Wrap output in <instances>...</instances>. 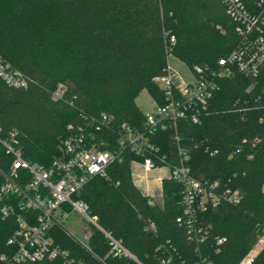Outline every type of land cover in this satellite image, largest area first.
Wrapping results in <instances>:
<instances>
[{
    "label": "trees",
    "instance_id": "16d2710c",
    "mask_svg": "<svg viewBox=\"0 0 264 264\" xmlns=\"http://www.w3.org/2000/svg\"><path fill=\"white\" fill-rule=\"evenodd\" d=\"M241 1L252 13L260 12V0ZM236 26L222 0H0V53L31 80L27 88L0 81L1 135L15 132L23 156L49 167L60 140L90 126L101 112L111 115L115 126L128 122L140 128L145 113L136 98L146 89L162 101L155 77L169 54L211 72L239 41ZM171 34L176 42L170 48ZM218 83L198 122L182 119L176 129L153 135L172 163L182 148L197 178L240 191L239 202L225 201L198 214L208 229L199 249L177 221L185 209L180 183L164 179L163 203L151 204L133 180L130 157L110 164L81 191L98 223L146 264H154L155 246L167 240L182 264L200 258L205 264H239L264 236V66L256 76L233 71ZM59 84L65 86L63 99L53 100ZM109 135L104 150L116 146V135ZM12 158L0 142V184ZM150 224L154 228L146 229ZM15 226L0 217V257L14 252L8 238ZM57 235L83 264H131L105 257L108 244L99 231L90 240L92 250L65 229ZM0 264H5L1 258ZM18 264H64V258ZM249 264H264V247Z\"/></svg>",
    "mask_w": 264,
    "mask_h": 264
},
{
    "label": "built area",
    "instance_id": "2783aa9c",
    "mask_svg": "<svg viewBox=\"0 0 264 264\" xmlns=\"http://www.w3.org/2000/svg\"><path fill=\"white\" fill-rule=\"evenodd\" d=\"M222 1L237 23L239 41L236 46L227 56L218 59V66L213 71L197 65L189 68L188 76L175 70L169 61V54L163 73L155 77L163 91L162 101L152 98L154 106L144 112L142 127L128 122L115 126L112 116L101 112L91 117L90 126L81 127L77 133L60 140L59 154L49 167L27 160L17 146L16 133L2 136L0 127V142L13 157L0 184V217L12 219L16 224L8 238L14 252L0 257L5 264L58 257L64 258V264H83L62 247L57 235L59 228L65 229L88 250H92L89 243L94 232L99 231L108 244L105 257L127 259L131 264H146L120 238L98 223L97 216L90 214L87 202L80 197L89 179L95 175H105L110 164L123 162L127 157H130L131 167L140 164L145 174L160 166L169 168L168 178L180 183L185 206L177 221L186 227L187 238L197 249L208 234L207 226L198 221V214L225 201L239 202V189L217 180L197 178L186 163L188 155L182 148H179V160L172 163L153 139L159 130L170 127L176 129L179 120L198 122L219 88L220 77L233 71L256 76L264 66V0L258 3L261 7L258 13L249 11L241 0ZM175 42V35H169L170 48ZM0 81L12 87L27 88L31 80L21 68L0 53ZM64 92L65 86L59 84L51 93L52 99L62 100ZM111 132L116 135V146L104 150L102 146L110 144ZM179 138L176 133V139ZM149 202L160 203L154 195L150 196ZM73 211L82 221L79 227L82 239L76 237L65 225ZM148 228H154V224L147 225ZM223 240V237H218L217 243ZM155 251L159 256L154 264L183 263L177 258V248L169 240L159 242ZM197 264H205V260L200 258Z\"/></svg>",
    "mask_w": 264,
    "mask_h": 264
},
{
    "label": "rangeland",
    "instance_id": "374dc122",
    "mask_svg": "<svg viewBox=\"0 0 264 264\" xmlns=\"http://www.w3.org/2000/svg\"><path fill=\"white\" fill-rule=\"evenodd\" d=\"M169 61H170L171 65L175 68V70L179 74H181L183 76H188L190 74V71H189L190 67L187 66L184 62H182L178 58H176L175 56L170 55ZM136 101L144 112L151 110L154 106V101L146 89H143L138 94ZM155 170H156L157 174H163V173H166V171H169V168L164 165V166H160V167L156 168ZM142 174H144V173H142ZM141 181L145 184L147 182H150V183L154 182V180L152 181V179L148 178V176L146 177L145 175H144V177H142ZM214 181H216V180H214ZM263 189H264V185H263ZM160 195L161 196H156V197H157V201H159L160 204H162L163 200H164V198H163V187H162V191H161ZM81 223H82L81 219H79V217L76 215V213L74 211L69 214L68 218L65 221V225H66L67 229L72 231V233L76 237H78L79 239L83 238V235H82L80 228H79ZM263 247H264V236L261 237L260 240L254 246V248L241 259L239 264H248L253 258H255L257 256V254L263 249Z\"/></svg>",
    "mask_w": 264,
    "mask_h": 264
},
{
    "label": "crops",
    "instance_id": "0c3cea01",
    "mask_svg": "<svg viewBox=\"0 0 264 264\" xmlns=\"http://www.w3.org/2000/svg\"><path fill=\"white\" fill-rule=\"evenodd\" d=\"M144 173L140 164H135L132 166V177L135 184L142 190L145 195H154L161 196L160 193L163 187L164 179H167L169 176V171L163 174H157L156 170L149 172L148 174ZM144 175L154 182H147L146 184L141 181ZM249 264V263H248Z\"/></svg>",
    "mask_w": 264,
    "mask_h": 264
}]
</instances>
